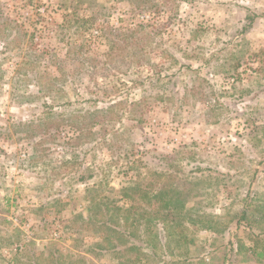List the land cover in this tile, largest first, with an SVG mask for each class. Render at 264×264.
<instances>
[{
  "label": "rangeland",
  "instance_id": "374dc122",
  "mask_svg": "<svg viewBox=\"0 0 264 264\" xmlns=\"http://www.w3.org/2000/svg\"><path fill=\"white\" fill-rule=\"evenodd\" d=\"M175 173L163 259L264 248V0H0V264H139L98 223Z\"/></svg>",
  "mask_w": 264,
  "mask_h": 264
},
{
  "label": "trees",
  "instance_id": "16d2710c",
  "mask_svg": "<svg viewBox=\"0 0 264 264\" xmlns=\"http://www.w3.org/2000/svg\"><path fill=\"white\" fill-rule=\"evenodd\" d=\"M112 108V107H111ZM93 128V127H91ZM182 173L178 174L175 173L173 175V185L172 189H169L167 182L163 183L162 188L157 192L153 198L157 199V204H159L158 209L156 211H148L147 209H141L140 204L131 206V210L135 208V206L140 209L136 208V217H132L131 226H133L134 231H127L125 225L118 226V223L113 221V215L110 219L103 221L102 223H98V229L104 233V242H110L109 236L113 235L114 237L118 238L114 244L110 245V249L116 252L117 254L126 253V251H138L137 254L138 262L141 264L143 258H140L142 255L145 257L144 259L149 261L151 258L152 260H156L158 263L163 264H181L180 261H167L163 259V253H159L157 248L160 246L161 249L166 245V243H171L172 245L177 244L183 245L187 244L185 234V230L187 226L192 225L193 228L196 227V219L192 218L190 213L186 211V200L188 194L186 191L182 189V184H180L179 180L186 179L185 176H181ZM168 171H166L165 176L167 177ZM188 184V181L185 185ZM174 191L173 193H170ZM144 197H148L147 194ZM186 197V199H185ZM125 198V196L123 197ZM151 197H148V204L151 208H153V203L151 202ZM113 205V213L117 216H120V212L123 210L122 207L119 205ZM126 211V210H124ZM138 211H141L138 213ZM127 212V211H126ZM147 218V219H146ZM124 220H129L128 217H124ZM115 222V223H114ZM117 224L118 229H115L113 226ZM161 228L164 232L163 235L160 236V232L158 231ZM252 228V227H251ZM253 232V229H252ZM147 236L148 239L144 237V240L141 238L142 236ZM261 235V234H260ZM260 235H257L256 239L259 241ZM136 238L138 240L137 243H132L128 239ZM108 238V239H107ZM163 239L165 240V245L163 244ZM185 242V243H184ZM255 243V241H254ZM141 244H145L146 248L150 250L149 254H145L142 252ZM98 249H105V246L99 245ZM107 247V250H110ZM243 245L239 244V249L235 251H228V246H221L218 255L214 257L212 261L209 263L202 262L198 264H264V248L258 251L257 243L253 246L248 247L244 250V255H241L243 251ZM162 252V251H161ZM146 264H149L148 262Z\"/></svg>",
  "mask_w": 264,
  "mask_h": 264
}]
</instances>
